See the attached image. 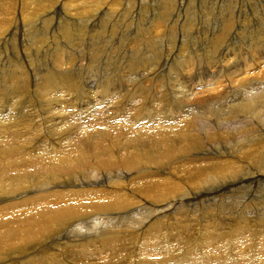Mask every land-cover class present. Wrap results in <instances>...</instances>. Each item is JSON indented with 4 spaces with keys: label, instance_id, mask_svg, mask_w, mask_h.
<instances>
[{
    "label": "bare ground",
    "instance_id": "6f19581e",
    "mask_svg": "<svg viewBox=\"0 0 264 264\" xmlns=\"http://www.w3.org/2000/svg\"><path fill=\"white\" fill-rule=\"evenodd\" d=\"M262 66L264 0H0V264H264Z\"/></svg>",
    "mask_w": 264,
    "mask_h": 264
},
{
    "label": "rangeland",
    "instance_id": "374dc122",
    "mask_svg": "<svg viewBox=\"0 0 264 264\" xmlns=\"http://www.w3.org/2000/svg\"><path fill=\"white\" fill-rule=\"evenodd\" d=\"M163 59H165V58H163ZM162 59V60H163ZM162 63V61H160V64ZM264 68H263V66L261 67V70H263ZM248 72H253V71H248ZM66 90V89H65ZM67 91V90H66ZM60 92V91H56V92H54V93H56V94H54L53 93V95L54 96H52L51 97V101L53 102H50V104H48L47 105V107H48V109H50L52 112H55V111H58L59 113L62 111V110H64L65 108H66V110H67V106L69 105V106H72V104L74 103V102H72L71 103V101H74L72 98L74 97H76L75 95H71V98H70V94H69V92ZM60 92V93H59ZM84 92V91H83ZM55 95H57V96H55ZM61 95L63 96V97H61ZM86 95V93L84 92V93H82V95L80 96V97H78V98H76L77 100H79L80 102H82L83 100V103H84V105L82 104V106H83V108H87V109H85L86 110V112L85 111H80L79 113H77L74 117H72V120H69L68 122H66V123H68V124H65L64 123V120L63 119H57L56 121H54V119H50L49 121H51L50 123H47V124H45L46 125V127H49V130L51 129V133H53V134H57V130L59 129V131L60 132H62V133H64L65 135L64 136H76V134H80L81 132H82V130L84 129L83 128V126H86L87 124H89L90 123V120L91 119H93V116L95 115V114H97L98 112H100L101 110H105V109H107L108 108V106H110V103L112 104V101H111V98H106V100H105V98H103V97H101L99 100L97 99V98H95L94 96H92V97H90V98H86V97H84ZM113 95H115V94H113ZM65 97V98H64ZM69 97V98H68ZM57 98V99H56ZM58 98H59V100H58ZM62 99H64V100H62ZM83 99V100H82ZM115 99V98H114ZM94 100V101H93ZM58 101V102H57ZM100 103H102V104H100ZM101 101H103V102H101ZM56 102H57V104H56ZM86 103V104H85ZM90 103V104H89ZM77 104V103H76ZM75 104V105H76ZM107 105V106H106ZM78 107H80V105H77ZM92 106H93V108H92ZM102 106H103V108H102ZM47 107L45 108V107H42L40 110L42 111V109H43V111L46 109L47 110ZM45 108V109H44ZM61 108H64V109H60ZM101 109V110H100ZM0 110H2V109H0ZM48 111V110H47ZM66 114H69V113H71L70 111H69V113H68V110L65 112ZM49 115V116H48ZM70 115V114H69ZM79 115V116H78ZM47 116L48 117H50V114H47ZM71 116V115H70ZM90 117V118H89ZM58 120H60V121H58ZM63 120V121H62ZM83 122V123H82ZM54 123V124H53ZM69 123H71V124H69ZM56 124H57V126H59V127H57L56 126ZM64 126H63V125ZM75 125V127H74V125ZM62 125V126H61ZM83 125V126H82ZM73 126V127H72ZM55 127V128H54ZM61 127H63L62 128V130H64V128H65V131L63 132L62 130H60L61 129ZM66 127H67V130H66ZM77 127H78V129H77ZM68 128H70V129H68ZM74 128V129H73ZM76 128V129H75ZM80 128H82V130L80 129ZM44 130V129H43ZM54 130V131H53ZM81 130V131H80ZM56 131V132H55ZM59 131H58V133H59ZM69 132H71V133H69ZM61 133V134H62ZM69 133V134H68ZM68 134V135H67ZM59 136H61L60 135V133L58 134ZM63 136V135H62ZM61 136V137H62ZM57 137V136H56ZM69 142V141H68ZM3 199H6V197H3V196H0V200H3ZM5 205V202L4 203H1L0 204V207H2V206H4ZM95 214H99L98 213V211H95V212H93V215H95ZM89 222V221H88ZM72 225V224H71ZM70 226V225H69ZM45 235H50V237L52 238L53 237V234L51 233V231H48ZM27 242V241H26ZM86 243H88V242H86ZM20 245V244H19ZM18 245V246H19ZM18 246H16L15 247V253H12V256H14V257H16V261L17 262H22L23 264L25 263V261L27 260V259H29V254L30 253H32V252H35V250L32 248V247H30V245L28 244V246L27 247H24V248H21V249H18ZM27 248H29V249H27ZM105 262H108L109 264H124L123 263V261H121V262H119V263H117V261L115 262V260L114 259H112L110 256H108L104 261H102V260H100L99 262H97L96 264H105ZM128 263V262H127ZM126 263V264H127ZM92 264H94V263H92Z\"/></svg>",
    "mask_w": 264,
    "mask_h": 264
}]
</instances>
